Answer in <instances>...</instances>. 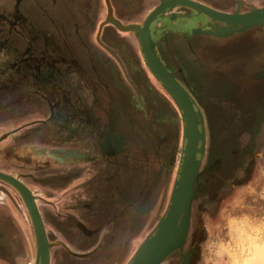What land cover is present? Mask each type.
I'll use <instances>...</instances> for the list:
<instances>
[{
    "label": "flooded vegetation",
    "instance_id": "flooded-vegetation-1",
    "mask_svg": "<svg viewBox=\"0 0 264 264\" xmlns=\"http://www.w3.org/2000/svg\"><path fill=\"white\" fill-rule=\"evenodd\" d=\"M108 1L122 24L142 25L162 0ZM196 1L224 12L264 6V0ZM148 2L152 7L142 16ZM177 8L166 7L150 24L165 66L184 85L178 67L168 63L166 53L172 51L184 68L199 74L202 88L217 92L209 96L220 103L223 119L237 107L246 108L241 93L252 102L242 114L253 110L251 119H264V30L229 36L193 33L198 27L208 30L214 21L191 7ZM107 16V0H3L0 7V61L8 63L3 71L8 86L0 81V94L8 89L10 116H28L25 130L14 126L9 156L13 164L19 162L17 147L25 143L27 157L21 163L27 170L19 178L35 196L51 244L49 264H89L86 260L96 253L104 263L119 259L116 263L127 264L157 224L124 259L129 242L143 228L138 197L155 189L150 175L154 159L146 161L144 149L156 153L159 129L168 127L164 138L170 141L172 122L167 123L166 106L145 80L137 35L119 29ZM198 54L203 69L195 66ZM242 76L247 80L235 81ZM206 112L202 109L203 116ZM250 126L241 133L259 141L264 125ZM135 142L140 148L136 155ZM227 190L221 201L231 194ZM134 195L135 202H126ZM133 216L135 230L128 225Z\"/></svg>",
    "mask_w": 264,
    "mask_h": 264
},
{
    "label": "rangeland",
    "instance_id": "rangeland-1",
    "mask_svg": "<svg viewBox=\"0 0 264 264\" xmlns=\"http://www.w3.org/2000/svg\"><path fill=\"white\" fill-rule=\"evenodd\" d=\"M2 1L0 0V7ZM149 3L151 2L145 3L142 16L152 7ZM180 6L183 5L172 7V9ZM227 6L233 7L231 3H227ZM236 10L240 11V8L237 7ZM263 30L264 25H259L237 32V34L258 33ZM200 39L206 40L204 36H201ZM3 52L0 51V53ZM166 54H168L167 60L172 68L173 66L174 68L178 67L176 72L180 80L189 92H193L195 95L201 112L203 109L207 111V114L205 113L206 115L203 116L206 133L205 152L199 166L197 179L199 185L192 201L190 227L183 245L171 251L161 260L160 264H182L181 253L188 250L197 229H200L195 239L197 246L189 263L264 264V126L259 141H256L257 136L254 134L249 136V133H241L243 127L251 125L250 128L253 130L258 125H264V119L258 117L251 119L250 115H254V113L251 114L254 112L253 110H250V113L242 114L243 110L249 111L247 105L251 102V97L242 93L240 95L243 97L246 108L242 109L241 106L238 109L237 107L234 111L226 114L229 119H223L221 114L223 109L220 113L218 112L220 103H217V99L212 97L216 96L217 92L209 91L212 94L209 96L208 90L202 88L204 83L199 82L197 77L200 76L199 74L184 68L172 51H167ZM197 56L195 66L199 69L204 63L202 64L200 60L202 55L198 54ZM7 64L6 61H0V81L8 86L7 77H3V71ZM143 71L146 82L158 93L161 105L166 106L165 114L167 117L171 116L166 121L167 123L172 122L171 131L169 129L172 137L170 141H166L167 137L164 138V135L168 127H165V130L159 129L160 136L158 138L161 143L156 153L150 149H144V159L146 161L150 159L148 160L150 162L154 159V171L150 175L155 189L153 187L143 199L138 197L141 202L140 211L144 213V215L142 213L144 216L143 228L129 242L124 259L132 256L143 237L150 232L159 216L164 213L173 187L182 147V122L179 119L180 113L177 106L164 87L148 72L146 66H143ZM234 79L241 82L246 81L247 77H235ZM114 80L120 81V78H114ZM16 87L18 90L24 89L21 85ZM7 94L8 89L0 94V168L22 177L25 176L27 170L21 163V159L27 157V154L25 156L26 145L25 143L18 145L20 161L16 164H13L10 159L9 148L11 133L15 130L14 126L23 127L25 130L28 116L23 114L15 119L10 116L11 100ZM168 107L171 108V111L168 110ZM139 126L144 127V124ZM20 133L18 135L22 137ZM133 149V154L136 155L137 150H140L137 142ZM145 174L144 172L138 175V181H143ZM227 189H232V192L226 201H221ZM33 191L37 197L40 196V192L36 188ZM135 201V195L126 200V202ZM105 202L108 204V201L105 200ZM131 214L132 212L129 211V215ZM136 218L137 216H133V221H128L130 227L133 225V230L136 229L138 222ZM108 251L105 253H109ZM98 254L96 253L93 258L86 261H91L89 264H107L104 263L105 259L102 254ZM34 258V232L24 201L12 185L0 179V264H32ZM118 261L119 259L116 262ZM114 262L113 264H119Z\"/></svg>",
    "mask_w": 264,
    "mask_h": 264
},
{
    "label": "water",
    "instance_id": "water-1",
    "mask_svg": "<svg viewBox=\"0 0 264 264\" xmlns=\"http://www.w3.org/2000/svg\"><path fill=\"white\" fill-rule=\"evenodd\" d=\"M166 1V2H165ZM108 4V20L113 22L119 29L134 32L140 42L141 53L151 72L160 81L161 85L168 91L176 101L183 121V140L180 160L178 164V178L174 180V187L170 195L169 203L153 230L141 243L134 257L127 264L141 261L148 253L155 250L152 258L147 264H158L174 249L181 247L186 239L190 227V215L193 198L196 195L199 181V166L205 147V123L202 112L189 90L180 83L162 60L156 49L155 41L151 36L150 24L156 18L161 7L188 6L196 10L197 14L218 15L228 20H236L237 24L218 28L219 26L210 22V28H194L193 33H206L216 36H228L233 33L242 32L248 28L264 25V6L251 8L248 11L222 12L211 9L209 6L196 0H162L145 18L142 25L130 23L122 24L115 19ZM0 179L11 184L23 198L34 226L37 255L41 257V264H49L50 243L47 239L45 227L38 209L32 190L24 184L17 175L0 171ZM200 229L195 231L191 245L188 250L181 253L182 264H191L194 249L196 248V237ZM165 238V239H164Z\"/></svg>",
    "mask_w": 264,
    "mask_h": 264
},
{
    "label": "bare ground",
    "instance_id": "bare-ground-1",
    "mask_svg": "<svg viewBox=\"0 0 264 264\" xmlns=\"http://www.w3.org/2000/svg\"><path fill=\"white\" fill-rule=\"evenodd\" d=\"M172 0H170V2H171ZM166 2V1H165ZM157 7V6H156ZM175 7V6H174ZM211 9H214V8H212V7H210ZM215 10H217V9H215ZM163 11H165V7L163 8V7H161L160 9H159V11H158V13H157V15L158 14H162V12ZM219 11V10H218ZM223 12V11H222ZM206 15V14H205ZM207 17H209L210 19H212L213 21H214V24L215 25H217V26H219L218 28H224V27H227V26H232V25H234V24H237V21L236 20H228V19H226V18H222V17H220V16H218V15H211V14H209V15H206ZM219 23H223V24H221V25H219ZM143 56V55H142ZM160 57V56H159ZM143 59H144V57H143ZM161 59V58H160ZM162 60V59H161ZM163 62V61H162ZM164 63V62H163ZM145 66L149 69V71L151 72V70H150V68L148 67V65L146 64V61H145ZM151 74L155 77V75L151 72ZM155 79H157L156 77H155ZM158 80V79H157ZM159 81V80H158ZM160 82V81H159ZM161 84V83H160ZM165 89V88H164ZM166 90V89H165ZM167 91V90H166ZM168 92V91H167ZM169 94V93H168ZM170 95V94H169ZM171 96V95H170ZM171 98H172V96H171ZM172 100L174 101V103L176 104V106H177V103H176V101L172 98ZM177 108H178V106H177ZM179 110V109H178ZM179 113H180V110H179ZM180 117H181V114H180ZM182 122V131H181V140H183V121H181ZM177 176H176V178L175 179H177L178 178V174H176ZM173 185H174V183H173ZM174 187V186H173ZM172 187V188H173ZM171 193H172V189H171ZM171 193H170V195H171ZM20 194V193H19ZM21 196V195H20ZM22 198V197H21ZM23 199V198H22ZM169 199H170V197H169ZM24 201V200H23ZM168 203H169V201H168ZM24 204H25V202H24ZM168 205V204H167ZM25 206H26V204H25ZM167 207V206H166ZM27 208V207H26ZM27 211H28V209H27ZM29 213V212H28ZM29 216H30V214H29ZM30 219H31V217H30ZM158 222V221H157ZM31 223H32V221H31ZM32 227H33V232H34V238H35V258H34V263L33 264H41V257L39 256L38 257V255H37V247H36V237H35V231H34V226H33V224H32ZM165 239V238H164ZM50 243V242H49ZM51 245V244H50ZM141 245V244H140ZM140 247V246H139ZM139 249V248H138ZM137 249V250H138ZM136 250V251H137ZM136 251H135V253H136ZM154 252H155V250H153V251H151L150 253H148L147 255H146V257L144 258V259H142L141 261H137L136 263H134V264H147L149 261H150V259L152 258V254H154ZM135 253H134V255H135ZM134 255L132 256V258L134 257ZM131 258V259H132ZM131 259L129 260V262L131 261Z\"/></svg>",
    "mask_w": 264,
    "mask_h": 264
}]
</instances>
